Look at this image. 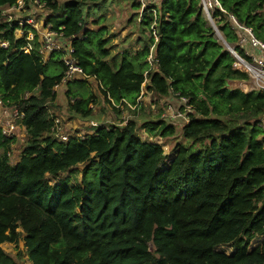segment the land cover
<instances>
[{
    "label": "trees",
    "instance_id": "trees-1",
    "mask_svg": "<svg viewBox=\"0 0 264 264\" xmlns=\"http://www.w3.org/2000/svg\"><path fill=\"white\" fill-rule=\"evenodd\" d=\"M37 1L51 11L46 23L70 39L78 64L100 83L113 109L110 98L135 105L142 85L157 98L185 97L192 112L181 135L207 143L199 149L177 144L162 167V144L140 138L133 117L58 140L49 129L54 87L65 71L62 54L51 51L44 61L36 40L26 50L16 20L2 13L17 0H0V43H7L0 44V97L23 112L27 136L12 163V137L0 128V244L23 246L31 264H264V240L249 248L264 237V89L227 86L249 76L215 37L201 0H161L155 5L158 40L150 34L152 12H146L139 47L119 55L101 36L105 27H86L81 4L97 0ZM219 3L264 42V0ZM132 6L139 8L135 1ZM213 18L233 50L250 59L226 15L216 8ZM86 81L66 82L69 109L82 118L93 113ZM141 127L152 138L175 133L165 119ZM79 164L78 183H51ZM223 244L234 252L215 250ZM0 264L19 262L0 247Z\"/></svg>",
    "mask_w": 264,
    "mask_h": 264
},
{
    "label": "rangeland",
    "instance_id": "rangeland-1",
    "mask_svg": "<svg viewBox=\"0 0 264 264\" xmlns=\"http://www.w3.org/2000/svg\"><path fill=\"white\" fill-rule=\"evenodd\" d=\"M67 1V0H59L60 3ZM96 1H88L81 4V8L85 12V19L87 22L86 27L89 29H96L99 27H105L101 30V36L103 39L107 40V47L111 49V53H121L124 49H133L134 46H136L137 38L140 36L142 25L139 24V13L138 10L135 9L132 6L133 0H97ZM21 8H18V7ZM4 19L13 21L22 19V22L18 25V29L16 30L15 34L17 37L22 36L23 29L21 27L27 26L30 32L32 29L37 33V38L41 39L39 40V44L43 45V35L47 31V25L46 23V17L48 14L51 13V11L46 7H41L37 4H32L29 6V4H21L16 7H6L2 10ZM204 17L207 19V16L204 14ZM27 17L30 19L29 22H25L23 18ZM208 20V19H207ZM96 21V23L94 22ZM25 22V23H24ZM209 25L212 27L215 33V37L222 45V41L220 38H223L221 32L218 30V27L216 26L215 22L214 25H212L208 20ZM39 32V34H38ZM145 33L148 35V31L146 30ZM33 34V33H32ZM240 35V34H239ZM31 38V36H29ZM242 37V34L240 35V38ZM55 41L60 43L61 45H65L67 43L66 40L62 39L61 37H55ZM38 44V45H39ZM231 47V45H229ZM241 46V45H240ZM224 48L227 49L226 46ZM244 53H248V57L250 59L246 60L249 64V68L247 69L244 67V65H240L238 59H236L235 66L240 68L242 71H245L249 78L248 79H238V80H230L227 83V86L229 88H239L243 91H250L254 89H264V80H260L259 77H256V72L262 70L264 71V68H262L261 64L259 63L260 60L264 58L263 51L260 49H253L248 45H243ZM44 50V57L46 58L49 54L48 49L43 48ZM254 50V51H253ZM250 54L256 55L254 57V60ZM66 84L60 83L58 87V99L56 104H54L53 107H51V113L54 114V116L61 117L63 120V123L65 125V128L67 131H65L66 134L70 133L71 135H74L76 133L78 134H85V131L89 130V125L87 123H83L85 120H89L91 118L99 117L101 113H103L100 117L103 119L101 120H93L96 123H99L100 121L106 123L107 125L126 121L129 118H135L137 119V131L140 138L145 140H152L157 143H161L164 149V152L166 153V158L164 160V164L162 167L167 166L171 159L174 156V153L176 151V145L179 143L188 144L192 143V146L194 149H199L207 143L205 141V144L203 145L201 142H195L193 143L191 139H185L181 135V126L184 123V119L182 118H176V116H173V112L178 109L179 104L175 97V95H172L170 99H164L161 97H154L150 95H146L143 92H145V88L142 85V94L140 98L138 99V102L141 103L140 106V115L136 112V110L128 109L127 106L123 107L122 109L116 108L113 109L112 106L108 104V102L104 99L98 84L93 80V78H88V80L85 82V85L82 86L83 91L86 92L87 95H94L93 97V115L96 117H93L92 115H89L87 118H82L79 115L73 113L69 109V98L67 97L65 92L66 90ZM70 88L72 90H75L78 88V84L72 82L70 84ZM170 106L171 110L167 113L168 118L166 117V121L174 123L175 126V133L171 136H167L164 138H152L148 134L147 128H142L141 125L144 121H157L161 118V114L164 113L167 109V107ZM103 107V108H102ZM136 109V108H135ZM118 110V111H117ZM135 111V112H134ZM121 112V113H120ZM141 113L143 114L141 116ZM118 115L119 117H116ZM121 117V118H120ZM262 128L264 129V116H262ZM16 125L18 126V129L14 132L12 135V143L10 148V160L12 163L17 161L19 159L20 152L27 141V136L25 133V130H23V127L21 125L19 126V123L16 122ZM82 136V135H81ZM83 168L82 164H79L73 168H70L69 170L60 173L59 176L55 180H51V183L54 182H64L67 181L69 183H78L81 180V170ZM50 178V177H49ZM264 240V237H255L251 243L249 248H253L256 244H259ZM0 247L9 253L10 255L16 257L19 264H31V262L27 259V255L25 253V249L21 245H17L15 243H9L4 242L0 244ZM216 251H221L226 254H231L234 252V247L231 244H223L215 247Z\"/></svg>",
    "mask_w": 264,
    "mask_h": 264
},
{
    "label": "built area",
    "instance_id": "built-area-1",
    "mask_svg": "<svg viewBox=\"0 0 264 264\" xmlns=\"http://www.w3.org/2000/svg\"><path fill=\"white\" fill-rule=\"evenodd\" d=\"M133 1H135L139 5V8H138L139 22L141 21L143 15L146 12H150V11L152 12L153 20L150 24L149 29H150V34L152 35V37L154 39V43H155L158 40V35L156 34L155 29H154L155 15H156L155 5H157L161 0H133ZM21 4H23V5H25V4H29V5L37 4L41 7H43V4H41L37 0H28L27 2H25L24 0H17V2L14 5L8 6V7L13 8V7H16V6L21 5ZM201 5H202V10H203L204 14L207 16V19L209 20V22L212 25H214L213 12H214V9L217 8L226 15V17L229 21V24L237 31V33H239L240 35L242 34L241 38L239 35V39H238L239 45H241L242 47H243V45L244 46L248 45L253 49H260L263 51V54H264V42L260 41L259 39H257L253 35L251 28L242 26L238 22V20L236 19V17L234 15L227 13L222 8V6L220 5L219 0H201ZM18 8H21V7L19 6ZM29 21H30V19L26 18L25 22H29ZM21 22H22V20H18L17 24L19 25ZM47 26H48L47 27L48 29L44 33V35H43L44 39L42 40L44 46L42 47V44H41L40 48H38V51L41 55L44 54L43 48L48 49V52H51V51H60L61 52V54H62L61 58H62V61L65 65V71H64V75L62 77L61 82H66V81L73 80V79L93 78V80L98 84V87L100 88L101 85L96 80V78L94 76L86 74L82 70L80 65L78 64L76 58L73 55L74 48L71 45L70 39L63 37L62 33H58L57 31L53 30L50 24ZM55 37H61L62 39L66 40L67 43L65 45H61L60 43L55 41ZM27 41L28 42H27L25 49L31 50L33 48V46H32L33 44L31 43L32 37L31 38L28 37ZM0 44H1V46L7 45L6 42H1ZM152 49H153V45L150 47V51H149V54L147 57L149 61H151L153 58ZM246 54L248 55V53H246ZM249 56H251L254 60V57L256 55L250 54ZM238 61H239L240 65H242V66L244 65L245 68L250 69L248 62L245 59L239 58ZM259 63L261 64L262 68H264V58L262 60H260ZM256 77H259L260 80H264V71L260 70V71L256 72ZM141 94H142V91L139 93V95L136 99L135 105L129 104L124 99H121L118 103H114L111 98H110V100H111L113 107H115V108L122 109L123 106L126 105L130 109L131 108L135 109L137 104L139 103L138 99L140 98ZM27 95H28V93L25 94V96H27ZM175 97L178 101L179 107L172 114L174 117L176 116V118H182L187 122L188 121L187 114L192 112V107L188 103L187 98L177 97L176 94H175ZM70 101L72 102L73 100L71 99ZM166 109L167 110L161 114L162 119H165L166 117L168 118V116H169V114L167 116V113L171 110V107L168 106ZM22 118H23V112L18 110L17 107L13 103L12 104H6L4 102V100L0 97V128H1L2 135H4L5 137H8V138H11L12 135L14 134V132L18 129L16 122L19 123V126L21 125V127H23L22 122H21ZM168 123L174 125V123H172L171 121ZM89 125L95 126V123L90 122ZM65 129H66L65 124L63 123V120L61 119V117L52 116V124H51V127L49 129L50 133L53 134L58 140L65 141L70 137V135L65 133V131H66ZM23 130H24V128H23ZM79 137H83V135L82 136L79 135Z\"/></svg>",
    "mask_w": 264,
    "mask_h": 264
},
{
    "label": "crops",
    "instance_id": "crops-1",
    "mask_svg": "<svg viewBox=\"0 0 264 264\" xmlns=\"http://www.w3.org/2000/svg\"><path fill=\"white\" fill-rule=\"evenodd\" d=\"M30 6V5H29ZM7 6H3L2 7V10L4 9V8H6ZM43 8V7H42ZM26 18L27 17H25V18H23V20H26ZM22 20V19H21ZM22 29H23V33H22V36H25L27 39H28V37L29 36H31L32 37V41H31V43L33 44V42H34V40H36V43L37 44H39V40H41V39H39V38H37V33L34 31V29H32V31L30 32V30L28 29V27L26 26V28H23V27H21ZM33 33V34H32ZM38 34H39V32H38ZM39 47L38 48H40V44L38 45ZM139 47V44H136V46H134V48H138ZM48 56V55H47ZM42 57H43V59H44V61L47 59V57L45 58L44 57V55L42 54ZM86 80H88V79H86ZM67 82V81H66ZM66 82H60V83H65L66 84ZM60 83L58 84V85H56L55 87H54V90H55V92H56V99H55V103L57 102V99H58V95H59V93H58V87H59V85H60ZM67 86V85H66ZM143 88H145V87H143ZM143 88H141V90L143 89ZM66 89H67V87H66ZM61 92H66V90L64 91H61ZM141 92V91H140ZM144 94H146V95H150L151 96V92H149V91H147L146 90V88H145V92H143ZM171 96H172V94H169V95H167V96H164V97H162V98H164V99H170L171 98ZM138 106H136V109H134V110H136V112L138 113V115H140V106H141V103H138L137 104ZM89 106L90 107H92L93 108V103H90L89 104ZM103 108V107H102ZM50 111H51V108H50ZM135 112V111H134ZM121 113V112H120ZM103 113H101L100 114V116L102 115ZM53 116H54V114H52ZM93 117H96V116H94L93 114H91ZM96 117V119L97 120H101V119H103L102 117ZM116 117H119L118 115H116ZM121 118V117H120ZM95 118H91V119H89V120H85V121H83V123H87L88 122V124L90 123V122H94L93 120H96ZM186 122V121H185ZM184 122V123H185ZM95 123V126H91V125H87L86 124V126H89V130L88 131H85V134L86 133H91V132H93L94 130V128L95 127H97V126H99V125H107L106 123H104V122H102V121H100L99 123H96V122H94ZM120 123V122H119ZM121 123H124V121H122ZM183 123V124H184ZM65 125H66V123H65ZM23 128H24V126H23ZM66 130V129H65ZM67 131V130H66ZM68 135H70V136H79L80 134H78V133H76V134H74V135H71L70 133H68ZM81 135H83V134H81Z\"/></svg>",
    "mask_w": 264,
    "mask_h": 264
},
{
    "label": "water",
    "instance_id": "water-1",
    "mask_svg": "<svg viewBox=\"0 0 264 264\" xmlns=\"http://www.w3.org/2000/svg\"><path fill=\"white\" fill-rule=\"evenodd\" d=\"M212 27H214V26H212ZM215 30V29H214ZM215 33H216V31H215ZM221 39V41H222V43H223V45L224 46H226L227 47V49L234 55V57H236V59L238 58H241L234 50H233V48L232 47H230L229 46V44L225 41V39L224 38H220Z\"/></svg>",
    "mask_w": 264,
    "mask_h": 264
}]
</instances>
